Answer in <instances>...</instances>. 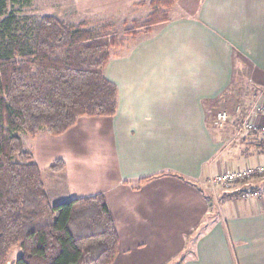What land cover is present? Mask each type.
<instances>
[{
  "label": "crops",
  "instance_id": "crops-1",
  "mask_svg": "<svg viewBox=\"0 0 264 264\" xmlns=\"http://www.w3.org/2000/svg\"><path fill=\"white\" fill-rule=\"evenodd\" d=\"M225 1L227 9L223 10ZM168 24L175 26L177 36L163 45L161 63L175 67L168 69V79L177 78V82L166 80L160 86L154 80H144L160 73L135 74L132 80H142L126 82L132 90L130 104L128 100L120 111L117 103L113 117L82 121L81 131L87 136L95 135L99 148L113 157L115 173L110 181L117 191H110L109 196L118 194L119 199L112 204L108 196L96 193L104 196L118 236V254L113 264L121 248V209L126 207L130 228L145 225L141 230L149 233L153 222L165 219L168 211L163 205L174 206L177 211L174 218L181 223L178 233H197L188 258L179 264H250L245 262L250 247L264 253V198L229 193L220 201L216 199V207H211L217 187H211L208 179L225 170L264 165V152H249L238 146L239 151L231 148L226 152L223 148L217 155L221 139L207 131L202 109L206 101L217 100L228 89L234 55L249 62L264 82V0H214L202 6L197 19ZM180 64L184 69L178 68ZM114 84L117 88L118 83ZM78 120L62 134L67 141L78 127ZM254 121L264 124L263 117H255ZM73 157L59 158L63 162L60 171ZM250 183L256 184L253 180ZM82 191V187H74L67 197ZM79 197L85 195L75 198ZM58 203L62 202L55 204ZM150 205L154 208L151 215L147 209ZM136 244L138 248L143 246ZM125 253L129 251L122 254Z\"/></svg>",
  "mask_w": 264,
  "mask_h": 264
},
{
  "label": "trees",
  "instance_id": "trees-1",
  "mask_svg": "<svg viewBox=\"0 0 264 264\" xmlns=\"http://www.w3.org/2000/svg\"><path fill=\"white\" fill-rule=\"evenodd\" d=\"M19 1L0 0V264L16 247L14 264H113L118 236L104 196L50 204L20 135L35 138L44 130L58 137L82 117H113L117 88L103 70L121 43L108 25L92 30L49 15L18 17L8 3ZM173 2L153 0L150 6L168 9ZM159 10L147 16L145 35L167 22ZM241 91L230 86L212 112L234 114L243 104ZM55 162L50 168L62 170V160Z\"/></svg>",
  "mask_w": 264,
  "mask_h": 264
},
{
  "label": "rangeland",
  "instance_id": "rangeland-1",
  "mask_svg": "<svg viewBox=\"0 0 264 264\" xmlns=\"http://www.w3.org/2000/svg\"><path fill=\"white\" fill-rule=\"evenodd\" d=\"M151 1L153 0H29L26 3L25 0H20L19 3L14 4L9 2L8 10L18 17L49 15L66 24L78 25L83 23L86 28L92 30L108 25V32L115 35L121 45L112 50V56L104 68L103 74L111 82L118 83L117 103L121 111L122 106L125 103L128 104V100L130 104L129 93L132 90L129 91V85L126 82L132 81L135 83L142 80L140 78L132 80L135 74L144 73L145 71L160 73L158 77L153 74L155 77L144 79L150 81V83L151 80H154L160 86L161 82L166 80L177 82V78L169 77L168 79V69L175 67L161 63L160 51L163 45L175 34V37L177 36L175 26L170 27L168 23L189 22L197 19L201 14L202 6L207 3L211 4L214 0H173V5L168 9L163 6L160 7L159 4L151 8ZM226 2L221 6L223 10L227 9ZM154 7L162 10L159 16L166 17L167 22L155 26L151 34L145 35L142 28H144L143 25L147 16ZM132 28L138 31L135 37L125 34L126 30ZM234 58L232 77L228 86H232V88L241 86L243 108L241 105L237 106L239 108H236L232 115L227 110L217 111V113L228 115L227 121L221 126L215 124L217 113L212 112L213 108H211L214 101H206L207 103L202 109L207 131L221 139L218 144L217 155L223 148H226V152L227 149L231 148L238 149V151L240 148L241 150L246 149L249 152L253 149L257 150L258 140L254 133H238L237 126L248 115L251 116L253 121L258 116L264 118V109L260 110L261 105L264 106V103H262V99L264 100V82L257 77V73L252 70L249 62L235 55ZM201 64L203 69V63ZM247 67L250 69L249 71ZM178 68L184 69L181 64L178 65ZM176 70L179 69L174 71ZM147 91L154 94L149 89ZM218 100L215 104H219ZM137 111L139 112V109ZM207 113H210L209 117H207ZM87 118L82 117L78 120V127L76 126L75 132L70 135L72 137H68L70 141H67V138H64L63 135L52 137L44 130H41L35 138L20 135L23 150L32 155L34 162L40 169L42 182L50 204L71 200L77 196H91L96 193L108 196L109 202L112 204L117 198L119 199L118 194L114 198L109 196L110 191L114 189L111 193L117 191L116 185H113L110 181L115 173L112 169V154L103 148H99V140L96 139L95 135L91 137L88 133L87 136L81 131L84 125L82 121ZM92 120H100V117ZM208 122L210 125H208ZM257 124L263 125L262 123ZM240 141H244L241 146ZM69 147H73V149L71 150ZM71 155L74 157L72 160H68L65 170L55 173L50 168L53 164L55 165V161L59 158L65 159L66 157L68 159ZM58 166L60 165L57 163L56 167ZM261 177H264V173L252 174L239 183L217 186L216 195L212 197L211 207L215 208L216 199L220 201L223 196L229 193L242 197L241 190L257 191L259 196L256 198H264V180L262 181ZM252 180L256 183L255 185L250 183ZM105 185H107V188H105ZM78 186L82 187L83 191L76 196L72 195L75 197H67V192L73 191V188ZM163 207H166L168 211L165 219L153 222V228L149 230V233H144L141 230L145 229V225L137 224L136 230H134V226L130 228L131 222H129V215L125 211L126 207L121 209L120 217H122L123 222L118 223L121 248L115 264H179L188 258L197 233H178V227L181 226V223L174 218L178 216L177 211L174 206L163 205ZM147 209L149 215H151L154 210L153 205H150ZM173 213L176 214L171 216ZM138 242L143 246L138 248L139 246L137 247L136 244ZM250 249L251 252L247 254L245 262L264 264V253H257L258 250L253 247H250ZM125 250L129 251V253H125L126 255L122 254ZM19 253L20 249L18 247L12 249L6 264H14ZM238 264H241L240 261Z\"/></svg>",
  "mask_w": 264,
  "mask_h": 264
},
{
  "label": "built area",
  "instance_id": "built-area-1",
  "mask_svg": "<svg viewBox=\"0 0 264 264\" xmlns=\"http://www.w3.org/2000/svg\"><path fill=\"white\" fill-rule=\"evenodd\" d=\"M261 109H264V106L261 105ZM228 119V115L225 113H217L215 124L217 123L218 126H221L223 123H225ZM237 132L238 133H254V135L257 137L258 140V147L259 149L264 152V124L258 125L250 115L245 116L239 126H237ZM264 173V165H257L255 168L245 167V168H238L235 170H225L222 171L215 176L211 177L209 180V184L211 187H217V186H224L229 185L232 183H239L246 178L250 177L252 174H262ZM241 194L243 198H258L259 193L257 191H242Z\"/></svg>",
  "mask_w": 264,
  "mask_h": 264
}]
</instances>
